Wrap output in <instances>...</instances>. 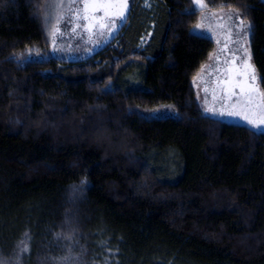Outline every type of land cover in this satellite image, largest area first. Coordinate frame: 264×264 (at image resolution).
<instances>
[{
  "label": "trees",
  "instance_id": "1",
  "mask_svg": "<svg viewBox=\"0 0 264 264\" xmlns=\"http://www.w3.org/2000/svg\"><path fill=\"white\" fill-rule=\"evenodd\" d=\"M46 1L0 0L3 264H264V131L198 101L191 0H128L72 60ZM207 2L244 7L264 91V0Z\"/></svg>",
  "mask_w": 264,
  "mask_h": 264
},
{
  "label": "rangeland",
  "instance_id": "2",
  "mask_svg": "<svg viewBox=\"0 0 264 264\" xmlns=\"http://www.w3.org/2000/svg\"><path fill=\"white\" fill-rule=\"evenodd\" d=\"M46 2L45 8L40 6L39 10L42 11L43 9L45 11L43 19L46 26H48V22H46L45 17L51 14V20L49 22L51 28L48 29L50 36L49 41L52 47L51 54L58 58H63L66 60L85 57L99 47L103 46L116 33L119 26L125 19L128 10L127 0V9L125 10L124 18L119 19L116 17V13H118V11L120 10L118 6L121 3V0H108V2L113 5V7L108 9L107 16H105L103 11L97 12L96 16L100 19L93 31L88 32L83 27H76L77 24L83 25L85 21H83L82 19H76L74 16V10L80 11V14L83 15V5L85 3H91V0H47ZM202 2L206 5V7L201 8L200 5L196 3V0H191L192 8L197 11L195 22L191 29L193 30L197 24H201L202 27L195 32L211 38L214 45L213 49L207 55L206 60L199 66V68L195 72L192 79L193 86L196 97L200 104L204 107V109L215 108L218 112H228L232 110L231 105L233 102L224 101L222 103L219 100L221 92L217 88L218 79H223L222 73L225 67L223 62L228 56L227 50L221 51V49H224L225 41L228 38L229 27L237 22L235 14H233L231 21L228 20L227 16L231 10H237L246 21L248 20L246 17L245 9L242 5H225L218 2L209 5L207 0H202ZM53 4H61L63 5V9L56 10L52 8L51 5ZM69 5H71V7H69ZM58 17H62V19H58ZM113 20H115V29L112 33H109L108 29L112 26ZM100 24H104L105 27L101 28L99 26ZM57 27H59V32H56ZM74 28L75 31H73ZM229 47L235 46L230 44ZM210 56L212 57V59H210ZM217 57L219 58V64L217 63ZM206 65H210L211 67L206 68L203 73V79L206 80V83H204L201 82L200 74L202 66ZM216 69H218V71ZM205 87L209 89V92L207 94L203 90ZM213 89H215V92H213ZM213 95H215L217 98L213 99ZM214 116L231 122L245 124L257 131H264V127H261L259 129L253 128L239 117L228 115ZM5 260L0 258V264L6 262Z\"/></svg>",
  "mask_w": 264,
  "mask_h": 264
},
{
  "label": "snow or ice",
  "instance_id": "3",
  "mask_svg": "<svg viewBox=\"0 0 264 264\" xmlns=\"http://www.w3.org/2000/svg\"><path fill=\"white\" fill-rule=\"evenodd\" d=\"M196 3L201 8L206 7L202 0H196ZM52 8L56 10H62L63 5L53 4ZM71 7V5H69ZM113 7L108 0H91V3H85L83 5V15L80 11L74 10V16L76 19H82L85 21L83 25L77 24L76 27H83L86 31L92 32L96 27L99 17L96 16L97 12L103 11L105 16L108 15V9ZM119 11L116 13V17L123 19L125 10L127 9V0H121L119 4ZM235 14L237 22L231 25L228 29V38L225 41L224 49L227 50L228 56L224 60V71L222 73L223 79H218L217 88L220 90L221 95L219 100L232 101V110L228 112H218L215 108H207L206 111L213 115H228L233 117L242 118L247 124L253 128L259 129L264 127V91H261L257 83L258 77L256 75L255 67L251 63L252 55L250 51L249 35L252 32V25L250 21H246L237 10H231L227 16L228 20H232V16ZM215 15V13H214ZM62 19V17H58ZM46 22H50L51 14L45 17ZM104 28V24L99 25ZM202 27L201 24H197L193 29V32L199 30ZM115 29V20H113L112 26L108 29L109 33H112ZM234 29V30H233ZM75 31V28L73 29ZM56 32H59V27L56 28ZM235 37V38H233ZM235 47H229V45ZM210 59L212 57L210 56ZM217 63L219 64V58L217 57ZM210 65L202 66L201 68V82L206 83L203 79V73ZM218 71V69H216ZM204 92L207 94L209 89L205 87ZM215 92V89H213ZM217 97L213 95V99ZM86 183L85 181L81 182Z\"/></svg>",
  "mask_w": 264,
  "mask_h": 264
}]
</instances>
